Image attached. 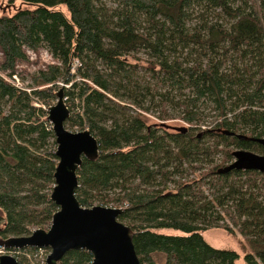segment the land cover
<instances>
[{"label":"trees","instance_id":"1","mask_svg":"<svg viewBox=\"0 0 264 264\" xmlns=\"http://www.w3.org/2000/svg\"><path fill=\"white\" fill-rule=\"evenodd\" d=\"M8 2L0 14V243L48 229L59 209L47 117L64 88L67 127L88 128L100 144L99 158L78 170L76 196L85 207L123 208L119 219L134 230L143 264H237V250L205 239L211 227L239 232L250 247L246 264H264V173L220 172L236 149L264 153L263 145L224 133L264 138V58L255 71L238 66L264 47V0ZM42 48L54 62L18 85V64ZM141 62L171 87L164 106L171 91H190L178 117L187 131L147 123ZM208 102L215 115L205 129ZM168 229L178 233L160 232ZM9 251L19 264L38 252ZM92 260L87 250H71L60 264Z\"/></svg>","mask_w":264,"mask_h":264},{"label":"water","instance_id":"2","mask_svg":"<svg viewBox=\"0 0 264 264\" xmlns=\"http://www.w3.org/2000/svg\"><path fill=\"white\" fill-rule=\"evenodd\" d=\"M71 110L66 103L64 88L57 92V101L48 108L53 127L58 163L51 199L59 206L48 229H36L30 235L11 236L0 243L6 250L26 248L51 249L47 264H60L71 250H87L93 255L90 264H143L134 245V230L119 219L123 208L94 205L85 207L76 196L79 187L78 170L84 159L95 161L100 156L97 137L88 129L70 130L66 123ZM164 125V124H163ZM187 131L186 127L177 128ZM228 135L257 142L264 138L225 130ZM233 161L220 172L257 170L264 173V154L236 149ZM0 264H19L12 254H0Z\"/></svg>","mask_w":264,"mask_h":264},{"label":"rangeland","instance_id":"3","mask_svg":"<svg viewBox=\"0 0 264 264\" xmlns=\"http://www.w3.org/2000/svg\"><path fill=\"white\" fill-rule=\"evenodd\" d=\"M7 5H9L8 0H0V14L7 12ZM29 55L28 61L21 62L18 64V72L19 76L14 75L13 78L15 82L22 86L26 85L28 82H30V75L32 72H34L39 67H43L47 64H50L53 61L51 55L49 52L42 48L38 52H32L27 51ZM143 60L148 58L147 55L144 53L138 54ZM264 58V47L262 49L261 54H258L257 52H252L251 54H247L245 56V59H238V66L240 68V72H244V68L247 65L248 67H251L255 70L256 65L255 63L259 59ZM2 59V54L0 52V60ZM132 62H136V60L132 59ZM157 70V69H156ZM137 71L139 73L138 81H140V85L142 86V94L145 95L141 96V98L144 99V104L149 108V111L145 115V118L147 119V123L149 125L153 124H161L171 126L169 128V131L175 132L177 128L180 127H186L188 126L185 122L181 121L178 117L182 112V106L180 103H182L190 94V91L188 89L184 90L182 93L178 92L177 90L171 91L172 94L170 97L172 98L171 101L167 102L164 106L162 103V94H165L169 90H171V87L169 85H165L163 82H161V77H159L155 72H152L145 63H140L137 67ZM246 78H249L248 75H245ZM149 89V93H147ZM239 88V92H240ZM234 100V99H233ZM57 101V100H56ZM54 101V103H56ZM230 104V103H229ZM202 110L205 114V123L203 128H209L212 126V122L214 119L215 111H214V105L211 102L203 104ZM168 114L169 117H174L173 119H167V120H161L159 116ZM72 131H79L81 129L79 128H69ZM256 153L264 154L261 152L256 151ZM221 158V155L216 156V162H218V159ZM195 174H192L191 177H195ZM97 204V203H96ZM160 232H166V233H178L174 230H161ZM203 235L205 239L214 247L216 248H223V249H234L237 250V252L240 254V259L237 260V264H246L244 260L245 251H250V247L248 246L246 240L244 237L237 232L235 235L229 234L225 229L220 227H211L206 230H204ZM243 245H245V249L243 248ZM0 254H12L14 255V252L2 249L0 246ZM51 249H42L38 252H35L34 255H28V264H46L45 260L46 257L50 254ZM30 259V260H29Z\"/></svg>","mask_w":264,"mask_h":264},{"label":"built area","instance_id":"4","mask_svg":"<svg viewBox=\"0 0 264 264\" xmlns=\"http://www.w3.org/2000/svg\"><path fill=\"white\" fill-rule=\"evenodd\" d=\"M2 249H4L3 247H1ZM43 249V248H42ZM42 249H37V251H41ZM1 251V250H0ZM2 252V251H1ZM48 257V256H47ZM47 257H46V260H47ZM45 260V263L47 264V261Z\"/></svg>","mask_w":264,"mask_h":264},{"label":"flooded vegetation","instance_id":"5","mask_svg":"<svg viewBox=\"0 0 264 264\" xmlns=\"http://www.w3.org/2000/svg\"><path fill=\"white\" fill-rule=\"evenodd\" d=\"M11 250H17V249H11ZM15 255V254H14ZM16 256V255H15ZM17 257V256H16Z\"/></svg>","mask_w":264,"mask_h":264}]
</instances>
